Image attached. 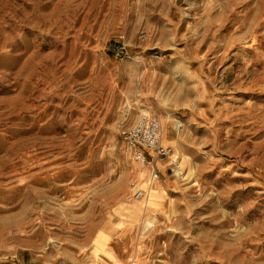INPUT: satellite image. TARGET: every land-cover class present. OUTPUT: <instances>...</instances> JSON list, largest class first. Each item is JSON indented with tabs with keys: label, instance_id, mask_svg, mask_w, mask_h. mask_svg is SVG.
<instances>
[{
	"label": "rangeland",
	"instance_id": "obj_1",
	"mask_svg": "<svg viewBox=\"0 0 264 264\" xmlns=\"http://www.w3.org/2000/svg\"><path fill=\"white\" fill-rule=\"evenodd\" d=\"M0 264H264V0H0Z\"/></svg>",
	"mask_w": 264,
	"mask_h": 264
},
{
	"label": "built area",
	"instance_id": "obj_2",
	"mask_svg": "<svg viewBox=\"0 0 264 264\" xmlns=\"http://www.w3.org/2000/svg\"><path fill=\"white\" fill-rule=\"evenodd\" d=\"M119 131L132 161L140 165L150 163L153 154L166 157L172 153L171 147L161 141L159 118L149 112L142 113L132 124L122 126ZM143 194V188H136L133 197L140 198Z\"/></svg>",
	"mask_w": 264,
	"mask_h": 264
},
{
	"label": "bare ground",
	"instance_id": "obj_3",
	"mask_svg": "<svg viewBox=\"0 0 264 264\" xmlns=\"http://www.w3.org/2000/svg\"><path fill=\"white\" fill-rule=\"evenodd\" d=\"M22 92V91H21ZM22 103V102H21ZM19 108V107H18ZM165 145H167V144H165ZM142 166H145V165H142Z\"/></svg>",
	"mask_w": 264,
	"mask_h": 264
}]
</instances>
